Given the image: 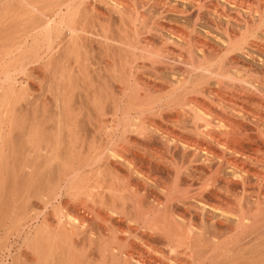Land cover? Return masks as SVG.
Wrapping results in <instances>:
<instances>
[{"label":"bare ground","instance_id":"bare-ground-1","mask_svg":"<svg viewBox=\"0 0 264 264\" xmlns=\"http://www.w3.org/2000/svg\"><path fill=\"white\" fill-rule=\"evenodd\" d=\"M74 1L40 0L34 4L30 0H9L2 7V10L7 11V9L17 5L21 7L22 11L17 15L1 14L0 31L4 32L3 30H5L4 33H8L10 28H14L11 24L17 19L21 20V24L19 28H15V33L13 32L14 29L10 31V33L13 32L10 36L4 35L3 38L2 35L3 41L1 40L0 42V54L8 56L13 49L18 51L21 42L28 35H31L33 40L36 41L41 34L47 40L45 55L34 56L30 63L36 65L34 71L49 73L51 82L47 85V88L53 90L56 98V107L60 108L61 113L63 112L62 114L60 113L62 118H59L60 121L55 124L61 125L62 127L59 128L64 131L63 133H66L67 145L65 150H67L69 157L72 156L74 150V141L71 138L76 134L77 127L85 128V121L81 122L83 119L81 121L72 119L70 115L65 116L64 113V110L67 109L68 104L71 102L72 93H74L73 89H79V94L83 97L86 108L90 109L84 115L86 117L85 120L87 119V125H97L94 127L97 129L95 131L93 129L94 132L101 128L99 126L101 123H98L100 121L99 118L96 121L98 114H96L98 110H96V106L99 108V105H97L95 100L98 94L94 90H89L90 82L87 79L92 67L90 66L92 62L89 63V61L93 60V57L95 59L94 53L96 51L102 52L100 54L101 58L106 59H104V71H107L106 73L108 74L110 73V77L113 75V71L117 69L121 70L120 72H125L127 69L132 76H136L137 84L142 87L139 88L137 86L138 89L133 90L134 92L132 93L130 92L132 98L128 97L130 96L129 94L126 96L127 87L118 93L103 92L104 95H107L104 99L100 96L102 100L109 101L107 110L112 115L113 129H121L123 133L127 134L126 132H128L130 134V137H127L128 139L125 138L129 144L126 145L125 141V148L123 146L124 149L121 150V147L119 150L111 148L112 146L108 147L107 143L104 145L102 142L104 147L101 151H97L99 154L94 157L97 161L105 159L103 161V169L98 174L100 177L92 179L87 177L83 181L84 177L80 179L75 175L65 187V193L71 197H79L78 195L84 190L92 189L93 191L95 188L94 194L87 192L89 195H93L91 198H95V196V200L98 198V201L94 202L95 205L88 207L89 210L95 216H98L99 220L101 218V220L106 222L108 218L110 219L114 215L118 219L121 215L126 216L129 230H121V233H130L132 235L130 230H138L140 235L133 234L134 239L150 251L146 259L145 257L135 259L130 251L131 247L128 250L123 249L124 246L121 247V244L126 239H123L122 243L120 239V244L117 243L119 246L114 245L113 240L106 248L107 253L105 252V258L103 257L105 263L114 264L115 259L113 257H115L116 259L124 258V261L128 260L127 264H132L133 260L138 264H167V260L173 264H180L179 259L166 256L163 248L171 247L176 249V246L180 244V238L191 233L192 224L186 227L188 222H185V220H188L189 217L184 215V213L187 212L190 217L200 216L202 220L208 221L211 225L217 222L226 230H236L230 227L229 222L227 223L225 213L228 214V212L224 213L221 211L222 214H216L214 209H210L205 197L207 195L217 198L222 190H230L234 184H244L245 177L242 174L246 170L242 166L244 163L243 156H246V149L250 148L253 149L252 151H258L260 144H264V0H143V2L138 3H143V5H140V9H135L136 12H133L135 16L133 15L134 21L132 18L130 19L133 21L132 23H129L131 22L128 21L129 19H126L125 23L127 15L125 12H127L128 6L121 0H117L119 5L117 7L118 10H115L120 15L123 30L126 31L124 33L126 35L121 34L122 36L120 37L118 33L116 34L118 39L116 40L122 45H120V48L117 46L118 50L126 55L125 57H123L124 55L121 56L123 60L120 57L118 59L115 54L116 57L113 55L111 58V50L106 44L110 37L108 38L105 35L106 31L104 32V27L102 28V24H100L101 21L103 22V18L101 19L100 16L97 17L90 14L86 16L84 15L88 12L86 9L79 16V22L75 27L71 26L73 18L79 14L78 10L74 9ZM133 13L131 12V14ZM124 14L126 15L123 17ZM170 14L173 17L175 16V20H177L169 18L168 15ZM180 18L182 19L181 22ZM6 22H9L10 25H5L4 23ZM37 26L43 29L41 33L35 30ZM66 31L71 33L72 39L68 40L67 36L63 37L62 43L55 46V41L58 39L57 34ZM180 45L183 46L184 54H182L183 52L180 53L178 49ZM170 46H173V48ZM176 46H178L177 51H175ZM145 58L151 63L147 61L149 64H146ZM71 61L74 62L73 65ZM34 65L32 66L35 67ZM178 65L180 66V75L183 78L180 75L178 77L176 75L179 73L176 72L179 70ZM142 68L150 71H148L149 75L145 79L137 74V71ZM34 71L29 73L27 72V67L21 65L16 67L12 73L11 70L5 71L0 77V120L2 122L5 123L9 119L8 114L4 113V107L7 104L6 95L9 92L8 90L12 88V84H7V81H10L13 74L16 73H29L34 76ZM162 71L163 73L169 71L168 73L170 75L173 74L171 77L174 79L168 80V78H164L167 76L162 77L163 73L160 75ZM72 72L77 75L73 76ZM71 76L76 77V81L72 85L75 88L69 90L71 89ZM193 76L197 80L199 79L200 85H206L204 92H208V94L206 93L207 96L209 93H216L217 89L218 92L221 90V93L227 86L234 93H240L239 95L243 99L246 108L252 110L251 106L257 104L253 116L250 113L252 116L251 121L248 120L251 122L250 132L239 129L238 124L240 125L241 123L238 122V118L243 116L241 111V114H233V117L218 114L220 115V118L218 117L219 120L217 119L219 123L215 124L211 123L210 119L207 120L206 116V119L201 116L199 111L204 106L200 102L198 103L196 98L190 99L189 103H187V106L192 104L191 106L195 105L196 108H192L191 111H188V109L184 110L185 108H182V106L180 108V87H188L186 89L190 91H194L196 85L199 87L197 82H195L196 84L193 82L191 85L192 78L193 81H196ZM168 77L170 78V76ZM212 80H215L213 82L216 83L212 84ZM189 81H191L189 83L191 86L189 84L186 86ZM142 88L144 92H140ZM183 91L186 92V90ZM124 94L128 99H123V102L126 100L129 105H125L123 102L120 103L127 107L123 106L122 111H119L118 100L122 99L119 96L122 95L124 97ZM181 94L183 95V93ZM138 97H140L139 102H142L143 99H146V101L142 103L133 101L134 104L129 100H137ZM147 97L149 98L147 99ZM128 100L132 104L128 103ZM100 107L102 108V106ZM132 110H135L134 115L131 113ZM251 110L248 111L250 112ZM171 111V115L174 112L175 114L173 115L176 117L173 119L172 115L171 121L175 120L173 125L169 121L171 118L169 113ZM246 111L244 112L246 113ZM145 112L158 116L160 118L159 122L154 119V116V118L152 116L151 118L150 116L148 117L150 113L145 114V117H143L144 114L143 116L141 114ZM138 113H140V116L137 115ZM214 113L211 115L214 116ZM211 115H208V118ZM180 117L190 122L189 128L183 125V127L180 126ZM91 119L92 121L94 119L95 123L89 122ZM127 119L130 122V119L140 120L141 123L139 121L136 122L141 124L138 129L140 134L137 131L140 136L138 135L137 137H140L138 139L139 142L144 140V144L142 143L144 148L138 146L136 139L131 138L130 131L137 130L138 127L137 125H131L133 129H128L130 126L126 123ZM121 125H123V128ZM215 126L219 128L226 127L228 132L225 130H223L224 132H218L213 129ZM228 127L232 131L230 129L227 130ZM109 131L108 129V135H113L115 132L113 130ZM219 135L224 138L221 139ZM123 136L126 137L128 134L126 136L122 134L121 137ZM216 144L220 147L217 145L219 147L217 148ZM139 145L141 144L139 143ZM49 146L47 145V148L43 147V149H47L48 152L52 151ZM131 146H133V151H130L132 153L129 154L128 150ZM49 154H46L47 158L51 157ZM46 157L44 156L43 158L46 159ZM55 158L56 156L53 157V165L62 168L61 172L58 173V179L64 180L69 173L68 166L70 164L64 161H57ZM47 160L49 161V159L45 161L47 162ZM51 163L52 161L50 160L49 163L41 164L48 166ZM236 169L239 170L237 171ZM44 173L46 172L44 171L42 174ZM77 173L78 170H75V174ZM88 180L92 181L87 182ZM182 190L186 191H183L185 194L180 192ZM106 193L108 194L107 200L111 201L107 211L102 212L97 210L95 206L104 203L103 199ZM55 195L59 194L56 193ZM116 196L121 199L122 203L117 201L118 198ZM40 197L44 199L46 196L41 194ZM135 207L143 209L145 212L144 218L140 222L137 220V216L132 213ZM180 208L185 212L181 213ZM58 216L61 219L63 215L59 214ZM65 216L69 221L65 222L63 220L64 222H61V231L59 228L43 225L45 228L43 230L39 228V235L36 238L33 236L31 243L28 242L32 251L36 255L38 254L35 264H40L43 258L44 261L48 259L44 264H82V261L74 258L76 255L72 258L71 253L73 254V251L69 243L71 235L79 230L75 227L76 225L71 227L68 225L76 219L75 215L73 217L72 213H66ZM234 216L238 227L246 223L247 218L241 214H234ZM185 228H188L187 231ZM260 237L263 238L264 236L260 235ZM259 243L260 247L261 245L263 247L264 239L259 241ZM98 252L101 254L103 251L99 250ZM40 255L44 257L41 259ZM88 262L91 261L88 260ZM92 264L94 263L92 262Z\"/></svg>","mask_w":264,"mask_h":264},{"label":"rangeland","instance_id":"rangeland-1","mask_svg":"<svg viewBox=\"0 0 264 264\" xmlns=\"http://www.w3.org/2000/svg\"><path fill=\"white\" fill-rule=\"evenodd\" d=\"M30 1L31 3L36 4L40 0H30ZM121 1L128 6V10L127 12H125L127 13V15L126 14L123 15V17L126 15L125 23H126V19L127 20L129 19L128 21H131L129 23H132L134 21L133 20L135 16L134 13L136 12L137 9H140L141 7L140 5H143V3L142 4H138V3L143 2V0L142 1L121 0ZM8 2L9 0L0 1V15L1 14L17 15L21 13L22 11L21 7L17 5L14 6L13 8L7 9V11L2 10L3 9L2 7H4ZM73 4H74V9L78 10L79 14L73 18L71 26L75 27V25L79 22L80 19L79 16L82 15V13H84L86 9L88 12H86L84 15L87 16L90 14L92 16H97V17L100 16L101 19L103 18L102 19L103 22L101 21L100 24H102V28L104 27V32L106 31L105 35L108 36V38L110 37L109 39L107 38L108 41H106V44L109 46L111 50V58L115 54L117 55V58L120 57V59L123 60L121 56L124 55L123 57H125L126 55L122 51L119 52L118 50L122 45L120 44L119 41H117L118 39L116 38L117 37L116 34L118 33L119 34L118 36L120 37L122 36L121 34L126 35L124 34L126 33V31L123 30L122 28L123 23H121L122 21L120 19V15L115 10L119 5L118 1L117 0H75ZM131 12L134 13L131 14ZM168 17L169 18L171 17V19L173 20H175L176 18L175 16L173 17V15L171 14L168 15ZM131 18L133 21L130 20ZM181 21L182 19L180 18V22ZM4 24L7 26L10 25L9 22H6ZM20 24H21V20L17 19L11 24V26H14V28H10L8 33H4L5 30H3L4 32H1L2 31L1 30L0 42L4 38V35L10 36L13 32L15 33V28H19ZM35 30H37L38 33H41L43 31V29L38 26ZM10 31L13 32L10 33ZM57 35H58V39L55 41V46L62 43L63 37L67 36L68 40L72 39L71 33H69L68 31L62 33L59 32ZM126 39L128 40L127 37ZM46 41L47 40H45L41 34L39 35V38L36 39V41L33 40V37L31 35H28L26 39L24 38V40L21 42L18 51L13 49L12 53L9 54L8 56H2L0 54V77L5 71L11 70L12 73L16 67H19L21 65H25L27 67V72L29 73L34 71V68L36 69V65L31 64L30 61L34 56L45 55L44 51H45ZM181 45L179 48L178 46H176L175 51L179 49L180 53L183 52L182 54H184L183 46ZM171 48H173V46ZM115 51L118 53H116ZM101 53L98 51L94 53L95 59L93 57V60L89 61V63L92 62L90 65L92 66L91 70L89 71V73L87 72L88 73L87 79L90 82L89 84L90 87H88L89 90L90 89L91 91L94 90L96 94L99 95V98L97 95L95 100L97 105H99V108L98 106H96V103L95 106H96V110L98 109L96 112V114L98 113L96 117L97 118L96 121H98L99 118L100 121H98V123L101 124L99 125L97 122L96 123L101 127L100 130L94 132L97 129L94 127H96L97 125L95 126L93 124L87 125L86 123L87 119L85 120L86 117L84 115L87 114L90 111V109L86 108L85 106L86 103H84L83 97L80 96L81 94H79V89H73L75 87H73L72 85H74V81H76L75 80L76 77L74 78L73 76H76L77 74H75V72H72L73 76L70 77L71 89L69 90L73 89L74 93H72V99L70 104H68L67 109L64 110L65 116L70 115L72 119H76V120L78 119L79 121L83 119L81 122L85 121L84 122L85 128L77 127L76 134H74V136L71 138V140L74 141V150L72 152L71 157L68 156L69 154L67 150H65L66 149L65 146L67 145L66 144L67 140L65 137L66 133H63L64 131L60 129L62 127L61 125L59 126L55 124L58 121H60L59 118L62 117L60 115L61 113L60 108L56 107V103H55L56 98L53 93V90L47 88V85H49V83L51 82L49 73H46L45 71L42 72L34 71L35 72L34 76L30 75L29 73L27 74L16 73L13 74L10 81H7V84H12V88L8 90L9 92L7 91L8 92L6 95L7 104L4 107V113L8 114L9 119H7L5 123L0 120V126L2 129L0 131V147H2L0 148V264H33V263L35 264V260H37L38 254L36 255L32 251L28 242L31 243V241L33 240V236L36 238L39 235L40 232L39 228H42L41 230L45 228L43 225L47 227L52 226V228L60 229L62 227L61 222L69 221L65 216L66 213L67 214L72 213V216L74 217L75 215L76 218L75 220L71 221L70 224H68L70 225L69 227L76 225L75 227L79 229V230L77 229L78 232L71 235L70 237L71 240L69 243L71 244L73 251V254L71 253V256L73 258L76 255V257L74 258L78 259L79 261H82V264H86V263L92 264V262L94 264H107L105 263V260H103L107 253L106 251L107 246H109L113 240H114L113 244L117 246L118 244H120V239H121V243L123 239H126L124 240V243L121 244L122 245L121 247L124 246L123 249L125 250H128V248L131 247L130 251L132 252V255H134L135 259H138V257H145L146 259L149 256L148 253L150 251L146 249L141 243H139V241H136V239H134L133 237L134 235H140L138 230L136 231L134 229L130 230L132 231V235L130 233H121V230L123 231L129 230L128 227L129 223L126 221L127 219L126 216L121 215L119 216L118 219V217L114 215L110 219L108 218L109 221L107 220L106 222L101 220V218L99 220V217L95 216L89 210V208L92 205H95L96 201H98V198L97 200H95L96 196L95 198H91L93 195H89V193L94 194V192L96 191L95 188L93 191L92 189H89L87 191L84 190V192H82L81 194L79 192L78 193L76 192L77 194H80L78 195L79 197L77 196L71 197L67 193H65L66 190L65 187L69 184L73 176L75 177V175H77L80 179L84 177L83 181H85L87 177L88 178L90 177L91 179L100 177L98 174H100V170L103 169V161L105 159L97 161L94 159V157L96 154H99L97 151L99 150L101 151L102 148L104 147L102 142L104 143V145L105 143H107L106 145H108V147L112 146L111 148L119 149L122 147L121 150H123L125 146L129 144L127 143L128 142L127 137H130V134L128 132H126L128 134V136H126L127 134L123 133L121 129L119 130L113 129L112 115L111 112L107 110L109 108L108 107L109 101L102 100L106 98L105 96H107L104 95L103 92L106 91L109 93H114V92L118 93L122 91V89L127 87L128 93L126 92V96L129 94L130 96L128 97H131L132 96L131 93L134 92L136 89H138V87L141 88L142 86H139V84H137L138 80L136 76L134 75L132 76L127 71V69H126L127 72L126 71L120 72L121 70L118 69L114 70L116 72L115 73L113 71L112 73L114 77L112 74H111L112 76L110 77V73L108 74L106 73L107 71H104L105 58L103 59L101 58L100 55ZM144 61H146V64L151 63L147 59ZM71 63L72 65L74 64V62L72 61ZM32 65H34L35 67H33ZM178 69H177L178 71H176L179 72L176 74L177 77L180 75L179 65H178ZM148 71L149 69L146 70V68L145 69L142 68L139 71H137V74L139 76L141 75L140 77L145 79L149 75ZM165 72L168 73L169 71H165ZM165 72L164 73L163 71L160 72V75L161 73H163V75H161L162 77L167 76L164 78H168V80L174 79L171 77L173 74L170 75L168 73L169 74L168 75ZM168 76H170V78ZM194 79L196 78L194 77ZM213 81L215 80H212V84L216 83ZM193 82L194 84H196L195 82L199 84V87H197L198 85H196L197 89L194 88V91L187 90L188 87L185 88H183V86L180 87V99H179L180 108L182 106V108H185L184 110L188 109V111H191L192 108L194 109L195 105L191 106L192 104L191 105L188 104L189 106H187V103H189L190 99L196 98L198 103L200 102V104L204 106L201 107V110L199 109L201 116L205 119L207 117V120L210 119L211 123H215V124L219 123L218 117L220 115L218 114H223L224 116L227 115V117L229 116L233 117L236 113L241 114L242 112L243 116L242 118L241 117L238 118L239 120L238 122L243 124L242 125L238 124L239 129L241 131L245 130L250 132L251 122L249 121H251L252 116L256 111L257 104H253L254 106H251L252 110L246 108L243 99H241V96L239 95L240 93H234V91H232V89L227 87L226 85L225 86L227 89L224 87L225 90L223 89L221 93H220L221 90H219L218 92V89L216 88L218 92V93L216 92L217 94L213 92V94L209 93V95L207 96L208 92H204L206 85L201 84L203 86L202 87L199 83V79L193 81L192 78V83L191 81H189L186 86H188L189 83H191L192 85ZM191 85L189 84V86ZM91 86L93 89L91 88ZM212 86H216V85H212ZM181 89L186 90V92L183 90L181 91ZM199 90L201 91L199 92ZM140 92H144L143 88L141 89ZM181 93H183V95ZM100 96H102V99ZM119 97H121L122 99H120L121 101L118 100V104H119L118 109L119 111H122L121 109L123 108V106L125 107V105L127 104V101L125 100L123 102V99H128V98L125 97V94L124 97H122V95H120ZM148 98L149 97H147V99ZM129 100H131L132 102L135 101V103H137V101L140 100V97H138L137 100L135 99H129ZM129 100L128 103L132 104V102ZM143 101L145 102L146 99L145 100L143 99L142 102ZM122 102L125 105H121L120 103ZM142 102L140 101L139 103ZM42 103L43 105H41ZM100 106H102V108ZM253 107L255 108L253 109ZM248 110L251 111L249 112ZM86 111L88 112L86 113ZM244 111H246L247 114ZM206 112L207 113L209 112V114H207ZM131 113L134 115L135 110L134 111L132 110ZM148 113L150 112H145L142 113L141 115L143 116L144 114L143 117H145V114ZM171 113L172 111L169 113V116L171 117L169 121H171L172 115L175 114L173 112V114L171 115ZM213 113L216 116L215 115L212 116L211 114ZM250 113H252V116ZM151 114L152 113H150L148 117L150 116L151 118V116L152 117L154 116L155 118L154 117L153 118L156 121L158 120L157 122H159L160 118H158V116L156 115H151ZM137 115L140 116V113H138ZM208 115L211 116H209L208 118ZM174 116L175 115H173V119L176 118ZM130 120L131 122L129 121V119H127L128 122L126 121V123H128V126H130L128 129L130 128L133 129L131 125L133 126L137 125L138 127V128L136 127L137 130L135 129L136 131L135 130L130 131L131 138L136 139V143L138 144V146L144 148L143 146L144 140L141 139L143 140V142H139L138 139H140V137H137L140 134L138 129L139 126L141 125L139 123L141 122L138 119L136 120H138L139 123H136L138 121L132 119ZM91 121L92 119L89 122ZM134 121L135 123H133ZM174 121L175 120H173V122ZM173 122L172 125L174 124ZM92 123H95L94 119ZM182 125L189 128L190 122L187 119H183V117H180V126ZM122 126L123 125H121V127ZM110 128L113 130V132L115 131L113 135L107 134L108 129L110 130L109 132L112 131ZM213 129L217 130L218 132H224L223 130L226 131V127L219 128L218 126H215ZM228 129L231 130V128L229 127L227 128V130ZM137 131L139 132V134L137 133ZM182 132L185 133L183 130ZM122 134L125 135L126 137L124 136H123L124 138L121 137ZM222 135L221 136L219 135L221 139L224 138ZM101 138L105 140L103 141ZM139 143L141 145H139ZM46 144L48 146L50 145L49 146L50 149L52 148L51 149L52 151H50L51 153L48 152L47 149L45 150V148H47ZM217 145L218 144H216V147L219 148L220 146L218 145L219 146L218 147ZM145 146H146V141H145ZM43 147L45 148L43 149ZM132 147L133 146H131V148L129 147L128 150L129 154L132 153L130 151H133ZM88 148L90 151L88 150ZM127 149H126V153L128 154ZM252 150L253 149L250 148L246 149V156H243L244 163L242 167L244 168V170L247 171V172L245 171L246 174L245 172L242 174V176L245 177L244 184H234L232 189L224 190V191L222 190L221 192H219L220 194L218 195L217 198L210 197L207 195L205 197L207 202L209 203L210 209H214L216 214L218 215L222 214L221 211H223L224 213L228 212V214L225 213L227 223L229 222L230 227L233 228V230L236 229L235 230L236 232L222 228L217 222H214V224L211 225L208 221L202 220L200 216L190 217L187 212H186L187 214L184 213L185 211L182 208H180L181 213L183 212L184 215L189 217V218L186 217L188 218V220L186 219L185 222H188L186 227H188L189 224H192L190 228L191 233L189 235L186 234V236L184 235L183 237L180 238V244L177 245L178 248L177 246L176 249H172L171 247H164L163 250L166 256L179 259L180 264H264V246L262 247L261 245L262 247L261 248L259 243V241L264 239L263 237L264 236L263 234L264 233V144H260L258 151L257 150L252 151ZM46 154H49V156L51 157L47 158ZM42 156L43 157L45 156L46 159H49V161L47 160L48 163L50 162V160L52 161V163L49 164L48 166L42 165L43 163L45 164L47 163L45 161L46 159L43 158ZM55 156H56L55 160L64 161L70 164L68 166L69 173L67 174L66 179L64 180L58 179L59 178L58 173L61 172L60 170H62V168H60V166L56 167L53 165V161H54L53 157ZM43 170L46 173L42 174L44 172ZM75 170L76 171L78 170L77 174H75ZM236 170L238 171L239 169ZM90 181L88 180L87 182ZM183 191L184 190L180 192ZM56 193H58L59 195H55ZM41 194H44V196L46 197H44V199L41 198L40 197ZM86 195L89 196L87 197ZM107 197L108 194L107 193L104 194V199H103L104 205L99 204L95 206L97 210H100L102 212L107 211V207L109 206V203L111 201V200L108 201ZM116 197L115 199L118 198L117 201L119 203H122L121 199L119 197L117 198ZM132 213L135 216H137L136 218H138L137 220L139 222L142 221L145 214L143 209L140 208L137 209L136 207L134 208V210H132ZM59 214L63 215L61 216V219L60 216H58ZM234 214H241L243 217L247 218L246 223H244L243 226L238 227L235 221L236 217L234 216ZM31 218L33 219L31 220ZM194 227L197 229L195 230ZM185 229L187 231L188 228ZM260 235L263 238H261ZM99 250H102L103 252H101L100 254V252H98ZM43 257L44 256L42 255L41 259ZM113 259H115V261ZM113 259L112 260L114 261V264H125V263L127 264L128 262V260L124 261V258L116 259L115 257H113ZM88 260L91 262H88ZM41 261L44 264L45 261H48V259L47 260L45 259L44 261L43 258ZM42 262L40 264H42ZM166 263L173 264L171 261L168 260L166 261ZM132 264H138V263L134 262L133 260Z\"/></svg>","mask_w":264,"mask_h":264}]
</instances>
